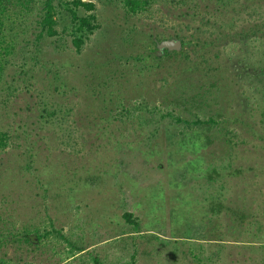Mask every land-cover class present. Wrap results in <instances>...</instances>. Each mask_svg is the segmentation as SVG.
I'll list each match as a JSON object with an SVG mask.
<instances>
[{"label":"rangeland","instance_id":"obj_1","mask_svg":"<svg viewBox=\"0 0 264 264\" xmlns=\"http://www.w3.org/2000/svg\"><path fill=\"white\" fill-rule=\"evenodd\" d=\"M72 1L0 57V261L264 264V2L82 0L77 51Z\"/></svg>","mask_w":264,"mask_h":264},{"label":"trees","instance_id":"obj_2","mask_svg":"<svg viewBox=\"0 0 264 264\" xmlns=\"http://www.w3.org/2000/svg\"><path fill=\"white\" fill-rule=\"evenodd\" d=\"M196 0H165L166 3L172 2V4H175L177 9L183 10L184 6H191V5H197L195 3ZM209 2H213L216 6H219L217 9H219L218 12L221 13V15H225L228 11H230V8H236L238 6L239 12L242 10H252L255 12L257 9L256 7H253L254 4H257V6L262 8V5L260 3H263L264 0L260 1L258 3L256 0H253L250 3L251 0H244V3L240 0H206ZM157 2V0H125V7L129 12L136 15L142 12H146L149 10V7L154 3ZM62 6V4H60ZM67 11L70 13L71 18L74 25V28L76 29L75 39L73 41L74 46L76 47L77 51L81 50V47L84 45V42L88 35H92L95 30L99 29V24L97 23L96 15L93 13L96 10V6L94 3L91 2H83L82 0H73L71 3H65ZM79 8H84L87 15L84 17H81L78 14ZM151 8V7H150ZM258 10V9H257ZM238 12V13H239ZM36 15L37 21L35 23L41 28V32L39 34V39L43 38L45 35L54 37L58 35L57 26H58V7L55 4V0H0V57L4 53V55H9V49L14 48V45L16 43V39L20 38L22 36L21 33L26 34L27 28H32L31 24H27L25 21L27 19L31 20L32 17ZM208 16V15H207ZM256 29V28H254ZM258 31L253 32L251 35H255L259 32V28H257ZM17 30V31H16ZM239 35L246 34L249 38L248 32H240L237 33ZM239 35H236L239 36ZM181 37V36H178ZM218 40H222L221 38ZM225 41V40H224ZM184 47L186 45H191L192 43H183ZM201 45L202 43L199 42ZM204 45V44H202ZM180 121V119H178ZM264 123V114L263 119L261 120ZM209 123H215V119L211 117L208 121ZM204 123L201 120H198L195 122V124H202ZM7 138V134L1 133L0 134V147L5 146V139ZM230 167H232L233 172L232 175L242 178V168L240 167H234V164H230ZM229 176V174H228ZM222 210V209H221ZM224 211H221L222 213ZM239 213V214H238ZM237 218L233 219L232 222L236 224L238 227H242L243 221H244V214L242 212H238ZM125 218L130 222L133 223L132 215L126 214ZM260 227V226H259ZM219 241H224V235L219 236ZM27 243H30L27 239ZM261 248H264V243L260 244ZM202 260V259H200ZM0 264H5L4 260L0 261ZM100 264V263H98Z\"/></svg>","mask_w":264,"mask_h":264},{"label":"water","instance_id":"obj_3","mask_svg":"<svg viewBox=\"0 0 264 264\" xmlns=\"http://www.w3.org/2000/svg\"><path fill=\"white\" fill-rule=\"evenodd\" d=\"M167 48L168 50H181L182 43L179 40L164 41L160 44L159 49Z\"/></svg>","mask_w":264,"mask_h":264}]
</instances>
